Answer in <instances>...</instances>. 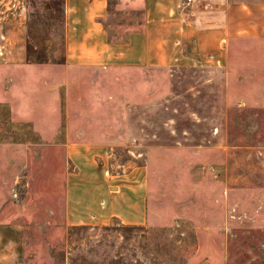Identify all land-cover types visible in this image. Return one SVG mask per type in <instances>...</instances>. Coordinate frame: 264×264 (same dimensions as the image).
Returning a JSON list of instances; mask_svg holds the SVG:
<instances>
[{"label": "rangeland", "instance_id": "1", "mask_svg": "<svg viewBox=\"0 0 264 264\" xmlns=\"http://www.w3.org/2000/svg\"><path fill=\"white\" fill-rule=\"evenodd\" d=\"M117 13L123 28L142 17ZM0 25V89L51 74L57 122L0 103V264H264V40H234L222 65L74 69L65 0H0ZM77 130L111 144V174L145 166L146 224L66 221Z\"/></svg>", "mask_w": 264, "mask_h": 264}, {"label": "crops", "instance_id": "2", "mask_svg": "<svg viewBox=\"0 0 264 264\" xmlns=\"http://www.w3.org/2000/svg\"><path fill=\"white\" fill-rule=\"evenodd\" d=\"M111 2L65 0L67 68L222 65L228 61L234 40H264V0H199L191 7L185 0H118L117 11ZM118 10L142 17L138 24L123 28V22L115 19ZM6 32L0 25V45ZM51 76L32 79L30 86L26 77L28 88L24 90L0 89V103H9L19 121H32L43 128L57 124L52 117ZM38 80L43 90H31ZM79 134V130L75 138L69 134L64 146L66 221L105 225L119 219L125 224H146L149 187L145 166H136L128 174H111V144Z\"/></svg>", "mask_w": 264, "mask_h": 264}, {"label": "built area", "instance_id": "3", "mask_svg": "<svg viewBox=\"0 0 264 264\" xmlns=\"http://www.w3.org/2000/svg\"><path fill=\"white\" fill-rule=\"evenodd\" d=\"M199 0H185V3L187 5H194L195 3H197Z\"/></svg>", "mask_w": 264, "mask_h": 264}]
</instances>
